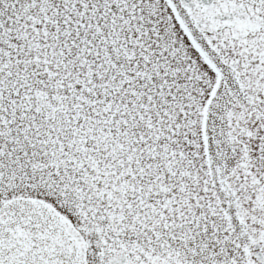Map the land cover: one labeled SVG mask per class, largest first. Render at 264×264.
<instances>
[{
	"label": "snow or ice",
	"instance_id": "snow-or-ice-1",
	"mask_svg": "<svg viewBox=\"0 0 264 264\" xmlns=\"http://www.w3.org/2000/svg\"><path fill=\"white\" fill-rule=\"evenodd\" d=\"M0 264H264V0H0Z\"/></svg>",
	"mask_w": 264,
	"mask_h": 264
}]
</instances>
